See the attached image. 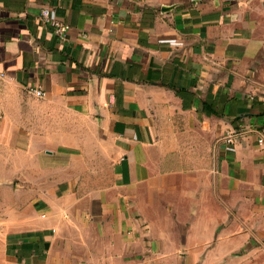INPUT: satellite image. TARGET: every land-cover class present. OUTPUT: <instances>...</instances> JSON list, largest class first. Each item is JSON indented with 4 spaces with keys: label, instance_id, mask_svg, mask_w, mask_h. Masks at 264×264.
<instances>
[{
    "label": "crops",
    "instance_id": "0c3cea01",
    "mask_svg": "<svg viewBox=\"0 0 264 264\" xmlns=\"http://www.w3.org/2000/svg\"><path fill=\"white\" fill-rule=\"evenodd\" d=\"M0 70V264H264V0H0Z\"/></svg>",
    "mask_w": 264,
    "mask_h": 264
},
{
    "label": "built area",
    "instance_id": "2783aa9c",
    "mask_svg": "<svg viewBox=\"0 0 264 264\" xmlns=\"http://www.w3.org/2000/svg\"><path fill=\"white\" fill-rule=\"evenodd\" d=\"M41 16L43 19H45L47 22L51 23L52 25L55 26V32L58 36L63 37L65 35V33L68 31L69 29V25L67 24H63L61 22H59L58 20H56L55 18H53L51 16V9L46 7L41 11ZM6 76V73L4 71L0 70V78ZM32 92L37 96V97H44L45 96V91L40 89V88H36L33 89ZM227 142L232 144L235 143V139H234V132L229 133L227 135ZM258 142L260 145H264V134L261 135L258 139Z\"/></svg>",
    "mask_w": 264,
    "mask_h": 264
}]
</instances>
